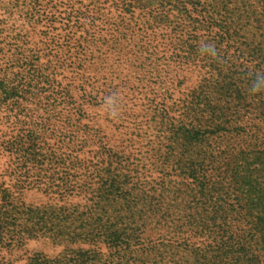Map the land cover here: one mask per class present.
I'll return each mask as SVG.
<instances>
[{
  "label": "rangeland",
  "instance_id": "374dc122",
  "mask_svg": "<svg viewBox=\"0 0 264 264\" xmlns=\"http://www.w3.org/2000/svg\"><path fill=\"white\" fill-rule=\"evenodd\" d=\"M190 1L0 0V264H156L150 250L168 239L160 205L173 200L146 173L159 136L143 132L147 106L180 97L168 96L167 86L182 75L173 63L187 49L181 39L191 32L200 39L198 61L183 65L190 89L201 79L204 52L215 49L205 40L207 18ZM195 2L233 31L229 53L244 54L237 64H250L253 47L264 51V0ZM69 10L80 13L78 22L65 18ZM91 17L94 29L85 33ZM93 33L107 40L104 47L91 42ZM147 51L158 66L151 93L132 90L139 100L119 110L111 104L116 94L82 107L81 86L88 98L106 89L85 81L91 74L121 83L130 97L146 76ZM139 109L145 114L135 115Z\"/></svg>",
  "mask_w": 264,
  "mask_h": 264
},
{
  "label": "trees",
  "instance_id": "16d2710c",
  "mask_svg": "<svg viewBox=\"0 0 264 264\" xmlns=\"http://www.w3.org/2000/svg\"><path fill=\"white\" fill-rule=\"evenodd\" d=\"M189 4L191 11L207 18L205 33L209 39L205 40H212L215 49L204 52L199 60L203 63L199 65L201 79L190 89L183 65L197 59L200 39L192 32L181 39L179 45L187 47L181 52L188 56L173 60L182 75H174L169 80L172 85L167 86L168 96L177 91L181 98L171 106H160L159 101L147 106L149 119L143 132L156 131L159 136L150 147L153 162L146 173L157 175L162 196L166 194L174 201L169 208L167 203L160 205V230L168 239L151 248L150 255L158 258L156 264H264V51L253 47L246 51L245 63L250 64H237L244 54L235 51L238 56L234 57L229 53V43H236L233 31L220 25L215 14L195 0ZM79 15H75L76 22ZM72 16L69 10L65 18ZM94 22L91 17L89 30L82 31L94 29ZM211 32L214 35L209 37ZM93 34H89L91 42L104 47L107 40ZM146 54L149 57L141 64L147 66L146 76L139 88L129 89L130 97L121 83L106 84L104 77L94 78L91 74L85 81L106 89L88 98L81 86L82 107L86 102L87 108L102 105L104 98L116 94L111 106L119 110L125 108L121 102L136 104L139 100H132V90L137 95L142 90L151 93L147 88H156L158 66L157 60L151 59L154 53ZM120 94H124L121 100ZM82 107L80 115L85 114ZM141 112L139 109L135 115ZM123 114H127L125 110ZM136 132V137L142 135L139 127ZM16 143L21 145L22 141Z\"/></svg>",
  "mask_w": 264,
  "mask_h": 264
}]
</instances>
